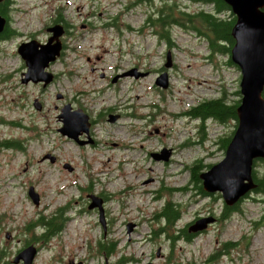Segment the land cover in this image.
Returning a JSON list of instances; mask_svg holds the SVG:
<instances>
[{
    "label": "rangeland",
    "instance_id": "rangeland-1",
    "mask_svg": "<svg viewBox=\"0 0 264 264\" xmlns=\"http://www.w3.org/2000/svg\"><path fill=\"white\" fill-rule=\"evenodd\" d=\"M127 1L11 0V28L17 34L0 43L2 262L22 264L14 263V256L33 244L32 264H208L212 254L217 259L209 264H264L261 194H245L238 209L222 219L221 192L205 195L191 180L194 164L204 173L224 158V140L237 121L202 120L190 112L204 100H240L239 67L228 65L225 54L209 57L207 40L192 30L169 25L165 39L158 27L145 25L162 0L125 8ZM63 6L80 36L65 38L68 49L51 65L55 79L45 89L22 82L26 66L18 44L32 35L43 39L44 24ZM176 7L189 13L211 10L210 4L192 0H178ZM114 17L128 27L104 28L102 23ZM87 20L96 28H81ZM167 50L173 62L169 68L164 67ZM134 67L138 71L111 83L114 75ZM164 72L168 86L163 88L156 80ZM35 97L43 104L40 111ZM66 103L71 108L63 112ZM110 113L119 118L109 122ZM84 114L89 116L87 132H82ZM63 119L79 139L92 142L80 145L62 135ZM8 140L16 146L2 144ZM162 148L171 149L167 161L150 155ZM227 168L213 170L210 183L221 185ZM253 169L262 176L264 161L255 160ZM29 186L38 193V205L27 194ZM90 194L104 199L103 220L96 207L88 209ZM166 204L179 211L174 222L162 216ZM63 211V229L47 240L39 238L41 226L26 228L40 215ZM207 215L216 221L187 232L196 218ZM182 231L193 236L187 240ZM100 241L116 244V251L106 255Z\"/></svg>",
    "mask_w": 264,
    "mask_h": 264
},
{
    "label": "water",
    "instance_id": "water-1",
    "mask_svg": "<svg viewBox=\"0 0 264 264\" xmlns=\"http://www.w3.org/2000/svg\"><path fill=\"white\" fill-rule=\"evenodd\" d=\"M224 1L230 5L236 15V21L231 31L234 44L230 51V58L241 70L240 93L242 97L237 107V127L226 149V157L209 172L201 174V177L204 178L205 189L221 191L225 202L231 205L247 191L255 188L252 179L253 161L264 158V98L262 97L264 88V11L262 10L264 0ZM3 23L4 18L0 17V30ZM31 44H35V41L24 42L18 46V52L24 58L27 66L23 82L26 83L30 80L35 83L43 82V86H46L53 80L54 75L47 68L60 54V44L58 41L49 42L41 45L39 51L26 49ZM169 56L168 53L166 66L170 65ZM133 71L137 70L131 69L124 74L129 75ZM118 76L116 75L113 81ZM167 79V74L164 73L160 75L156 83L164 88L167 86ZM60 96L56 95L57 98ZM33 104L37 109L42 107L37 99ZM116 118V115H109L110 121H114ZM60 131L69 135L66 127L61 128ZM168 155L169 152L163 150L161 154H154V157H167ZM225 164L228 165V168L225 171L222 184L210 183L208 177L211 172ZM28 193L35 205H38V194L33 192L32 187ZM92 205L99 206L101 210V199L94 198ZM213 220V217L199 219L189 227V230L202 229ZM35 251V247L30 245L16 255L14 262L23 259L24 264H31Z\"/></svg>",
    "mask_w": 264,
    "mask_h": 264
},
{
    "label": "trees",
    "instance_id": "trees-1",
    "mask_svg": "<svg viewBox=\"0 0 264 264\" xmlns=\"http://www.w3.org/2000/svg\"><path fill=\"white\" fill-rule=\"evenodd\" d=\"M203 3H210L212 5L211 11L200 10L196 13H189L176 9L173 6L169 8H161L154 12L153 14H148L145 18V23H148L151 27H158V33L161 38L168 39V30L169 25L177 24L180 27L187 28L192 30L197 36L203 37L207 40L209 50L211 52V57L214 53L218 52L225 54L227 57L230 54L231 47L234 44V38L231 34L232 28L235 23V17L231 12L229 5L224 0H192ZM10 0L0 1V13L6 12L7 7L9 6ZM227 64H233L228 57ZM234 65V64H233ZM264 93V89H263ZM240 104V100L235 101L234 103L226 102L225 98L204 100L198 105L194 106L190 112V115L194 117H199L202 120L204 118L213 117L214 119L225 122L227 120H236L237 121V107ZM230 137L224 140L223 148L226 149ZM2 144L6 146H16L15 141H6ZM264 161V159H260ZM203 167L198 164H194L191 167V180L197 183V186L203 194L202 180L200 173ZM252 179L255 183V189L253 191L258 192L262 196L264 202V174L259 176L256 170H252ZM238 202L234 203L231 206H225L222 211V219H227L233 211L238 209ZM64 214V211H63ZM63 214L54 213L50 217L45 215H40L37 219L27 223V229H33L35 225H39L44 228V231L39 235V238L47 240L51 236L57 234L62 230L64 221L62 220ZM162 216L169 221H175L179 218V211L174 209L171 204H166L163 208ZM264 221V216H263ZM186 231H182L184 235ZM186 238L190 237V234H185ZM100 250L107 252H112L116 246L114 243L107 245V243L100 242ZM0 251V264L2 262V256ZM217 257L212 254L208 259V264Z\"/></svg>",
    "mask_w": 264,
    "mask_h": 264
},
{
    "label": "flooded vegetation",
    "instance_id": "flooded-vegetation-1",
    "mask_svg": "<svg viewBox=\"0 0 264 264\" xmlns=\"http://www.w3.org/2000/svg\"><path fill=\"white\" fill-rule=\"evenodd\" d=\"M166 1L173 2V3H176L177 2V0H166ZM153 2H154V0H128L127 3H126L125 8L134 7L136 5L146 4V3L147 4H153ZM161 3L162 2H160L159 5H161ZM159 5H157V6H159ZM170 6H172V5H170ZM89 7H91V9H95V8H97V5L91 4ZM60 8L62 10V14H58L53 21L51 19V20H49V21L46 22V25H45V32H46V34H45V36H46V41L49 40L51 37H53V39L56 40V37L54 35V32H53V30L51 28L53 26H55V25L56 26H59V30L60 31H63V34L60 36V41L62 43V50H63L62 53L65 54L66 50L68 49V44H66L65 38L66 37H69V38L79 37L80 35L77 34V32L75 30V25L71 21H69V19L67 17V14L65 12L66 11V7L63 6V7H60ZM157 10H159V9H157ZM99 15H101V13H99ZM0 16H3V17L6 18L5 24L3 26V29L0 32V42H1L3 40H8V39H6V37L8 35L12 34L14 31L11 29V26H10V18H9V14H8V7L6 9V12L0 13ZM111 21H115V20L112 19ZM111 21H108V22H111ZM102 24H103V26L105 25V23H102ZM80 27L81 28H89L90 30H93V29L96 28V25L90 23L87 20L85 22H81L80 23ZM104 28H106V27H104ZM4 36H6V37H4ZM32 38H33V35L30 36V37H28V38H26L25 40H30ZM115 82L116 81L113 82L111 80V83H115ZM64 112H67V111H64ZM64 116L65 115L63 114L62 117H64ZM88 118H89V116L86 115V117H85V119H86V127L83 129V131L88 130V127L90 125V122L87 121ZM79 134L80 133H73L72 135H74V136H72V138L73 137H76V136L78 138V135ZM73 140H75L80 145L84 144V143L81 142V139H79V138H78V140H76L75 138H73Z\"/></svg>",
    "mask_w": 264,
    "mask_h": 264
},
{
    "label": "bare ground",
    "instance_id": "bare-ground-1",
    "mask_svg": "<svg viewBox=\"0 0 264 264\" xmlns=\"http://www.w3.org/2000/svg\"><path fill=\"white\" fill-rule=\"evenodd\" d=\"M127 194H124V196H126ZM135 196H138V194H136Z\"/></svg>",
    "mask_w": 264,
    "mask_h": 264
}]
</instances>
